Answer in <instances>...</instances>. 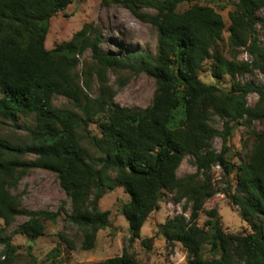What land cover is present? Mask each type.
<instances>
[{"label":"trees","instance_id":"16d2710c","mask_svg":"<svg viewBox=\"0 0 264 264\" xmlns=\"http://www.w3.org/2000/svg\"><path fill=\"white\" fill-rule=\"evenodd\" d=\"M77 1L0 0V121L22 127V117H34L26 142L16 144L0 135V264H20L15 233L29 239L44 236L45 222L61 214L29 210L12 192L36 168L58 176L72 204L67 219L83 232L85 250L95 246L98 232L110 224V211L100 209L105 191L121 187L130 195L122 206L130 246L141 238L148 217L159 208L164 192H169L177 204L183 203L182 213L168 219L160 231L170 246H184L188 264H264V130L251 132L254 139L248 160L237 167L228 145L237 126L264 121V87L236 80L238 74L247 72L264 75V47L257 37V25H264L257 15L264 9V0H237L228 12L229 40L245 47L251 61L228 60L214 51L223 39L225 21L214 7L197 0H186L194 4L184 11L178 8L185 0L118 1L158 29L155 54L106 53L102 48L106 38L92 22L48 50L50 20ZM143 7L156 13L146 17L138 12ZM87 52L95 64L80 71L81 57ZM207 60L214 61L217 80L225 75L232 78L229 91L200 79ZM123 70L144 72L155 79L151 105L124 107L107 98L108 72ZM94 74L104 85L98 97L91 94ZM251 93L258 96L254 107L248 104ZM57 96L70 100L74 109L54 105ZM99 115L105 117L99 125L101 132L92 134L89 128ZM214 117L222 120L221 131L211 124ZM216 137L223 140L221 151L212 146ZM84 140L99 155L93 161ZM187 157L197 171L179 177L177 170ZM216 165L228 181L236 172L237 185L229 181L223 192L251 225L248 234H226L218 210L205 209L206 201L220 192L211 173ZM202 213L208 221L200 226ZM19 216L26 220L7 233ZM65 241L75 247L71 240ZM142 243L148 246L150 239ZM60 257L56 247L42 264H64ZM32 259L28 264H39L36 257ZM85 264L144 263L124 249L119 256Z\"/></svg>","mask_w":264,"mask_h":264},{"label":"rangeland","instance_id":"374dc122","mask_svg":"<svg viewBox=\"0 0 264 264\" xmlns=\"http://www.w3.org/2000/svg\"><path fill=\"white\" fill-rule=\"evenodd\" d=\"M120 0H80L72 3L65 11L58 12L50 20L49 32L46 37V48L54 49L56 46L66 42L81 29L85 23H94L101 30L105 42L102 48L106 53L115 56L126 55L125 50H135L155 54L158 44V29L141 18L137 17ZM237 0H197L199 4L214 7L224 18L225 30L223 39L214 47L228 60L251 61L252 56L245 47H236L229 40L230 20L228 12L234 9ZM194 2L183 1L178 10L184 11L193 5ZM138 12L146 17L156 13L152 8H140ZM260 18L264 19V9L257 12ZM257 37L260 45L264 47V25H257ZM95 61L91 53L87 52L81 57L79 70L94 66ZM214 61L207 60L199 72L200 79L207 84H215L223 90L229 91L232 85V78L225 75L217 80L213 76ZM236 80L241 82H253L259 87H264V75L258 71L238 74ZM103 86L97 75H93L91 94L98 97ZM106 96L113 103H118L124 107L146 108L153 102L156 91V81L153 77L142 72L131 73L129 70L121 72L110 71L107 74L105 86ZM258 101L257 94L251 93L248 96V104L254 107ZM54 105L61 108L74 109L72 102L63 96H57L53 100ZM105 120L104 115L95 117L90 126L92 134H100V123ZM23 126H14L7 121H0V135L8 138L16 144H22L29 138V129L34 124V117H22L19 121ZM211 124L221 131L223 122L219 117H214ZM264 130V121H254L249 127L239 125L235 128L233 135L228 140L230 154L236 155L233 163L236 167L243 160H248L254 137L252 131ZM83 143L89 148L93 158L98 157V153L91 146L88 140ZM212 146L215 150L221 151L223 140L216 137ZM197 171L191 157H187L177 170L179 177H185ZM212 176L215 188L220 192L212 196L205 203V209H217L222 219L223 229L226 234H248L252 231L251 225L240 215L239 208L232 203L231 197L223 192L228 182L231 181L234 187L237 182L236 172L229 178L224 176L223 169L216 165L212 168ZM21 197L22 205L29 210H48L52 212L61 211L60 216L54 220L46 221V234L36 239H29L26 235L15 233L13 243L20 246V264H28L32 261V256L37 262L42 264L47 262L48 255L56 247L61 250L59 258L64 264H85L98 262L110 257L119 256L124 249L134 252L138 260L144 264H188L187 251L181 243L170 246L160 231L168 219L182 213L183 203L177 204L174 194L164 192L159 208L152 212L145 222L141 238L136 240L132 246L129 244V224L122 214V206L130 201V195L123 188L116 187L107 189L100 200V209L110 211V224L100 230L97 235L95 246L85 250L82 247L83 232L67 219L72 209L71 200L66 196L60 185L58 176L55 173L44 169H32L20 181L17 189L12 191ZM189 216V212L186 214ZM26 220L25 217H17L7 233L14 232L19 225ZM208 221L205 214L199 217V225L203 226ZM0 227H3V220L0 218ZM65 238L71 240L75 247L70 246ZM150 239L148 246L142 241ZM29 247H32L30 249ZM0 247V257L3 255Z\"/></svg>","mask_w":264,"mask_h":264}]
</instances>
